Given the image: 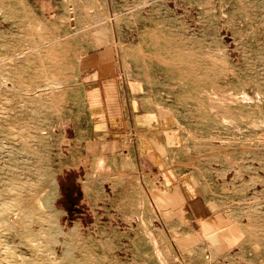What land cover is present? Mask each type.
I'll use <instances>...</instances> for the list:
<instances>
[{
    "label": "rangeland",
    "instance_id": "obj_1",
    "mask_svg": "<svg viewBox=\"0 0 264 264\" xmlns=\"http://www.w3.org/2000/svg\"><path fill=\"white\" fill-rule=\"evenodd\" d=\"M105 79L196 204L91 156ZM0 264H264V0H0Z\"/></svg>",
    "mask_w": 264,
    "mask_h": 264
},
{
    "label": "crops",
    "instance_id": "obj_2",
    "mask_svg": "<svg viewBox=\"0 0 264 264\" xmlns=\"http://www.w3.org/2000/svg\"><path fill=\"white\" fill-rule=\"evenodd\" d=\"M94 81L97 83L100 82L98 77H96ZM104 82H107V88L112 90V92L105 93L99 91L98 96L100 97L102 93V96H105L103 97L104 101L107 99L111 104L108 105L105 102L103 112L105 111L107 118L106 120H103V122L97 123L99 124L97 133L93 132L94 137L92 140H89V142H93L96 145L94 149H97V151L93 152L89 150L91 156L102 157L101 160H99L100 163H102L106 158V154H115L119 150L118 141L114 138L115 136L118 137L120 135L123 137L133 134L136 139L134 140L135 154H132L137 156L141 155L146 158V161L152 167V172L145 169L146 172L144 174H147L148 177H157L158 180L161 179V181L164 182L162 185V191L161 188L155 187L154 189L162 192L163 197L168 198V201H170V198L172 197L171 194H177L178 192L183 197V193L180 190L181 187L178 184L179 179L175 180L174 176L173 180L171 179L173 175L172 168L167 165L166 158V154L172 149L170 136L176 129L171 126H166L162 121L157 120V117L153 113H129V116L126 111V114H124L122 110L123 108H120L117 103L118 95L114 92L116 80L105 79ZM117 122L120 123L118 129ZM113 126L116 127V129H114ZM115 131H117V134H115ZM122 140L127 143L125 139ZM90 147H92L91 144ZM124 147H127V145L122 146V155H128L127 158L132 156L131 151L128 149L125 150ZM141 172L143 174L144 171ZM193 199L194 197H189L188 194H185L183 197V203L187 205L189 201H193L191 203L194 205L196 204V201ZM168 201L164 202L165 206L169 205L167 203ZM193 205L189 209L186 208L185 211L188 212L189 210H192V208H194Z\"/></svg>",
    "mask_w": 264,
    "mask_h": 264
},
{
    "label": "flooded vegetation",
    "instance_id": "obj_3",
    "mask_svg": "<svg viewBox=\"0 0 264 264\" xmlns=\"http://www.w3.org/2000/svg\"><path fill=\"white\" fill-rule=\"evenodd\" d=\"M62 196L63 198H66V200L69 202V204H73L74 199L77 196V189L73 183L69 182V180H66V183L64 186H62Z\"/></svg>",
    "mask_w": 264,
    "mask_h": 264
},
{
    "label": "water",
    "instance_id": "obj_4",
    "mask_svg": "<svg viewBox=\"0 0 264 264\" xmlns=\"http://www.w3.org/2000/svg\"><path fill=\"white\" fill-rule=\"evenodd\" d=\"M196 224H197V221H194V222H193V225H196Z\"/></svg>",
    "mask_w": 264,
    "mask_h": 264
},
{
    "label": "bare ground",
    "instance_id": "obj_5",
    "mask_svg": "<svg viewBox=\"0 0 264 264\" xmlns=\"http://www.w3.org/2000/svg\"><path fill=\"white\" fill-rule=\"evenodd\" d=\"M1 212H3V211H1ZM2 218V217H1Z\"/></svg>",
    "mask_w": 264,
    "mask_h": 264
}]
</instances>
